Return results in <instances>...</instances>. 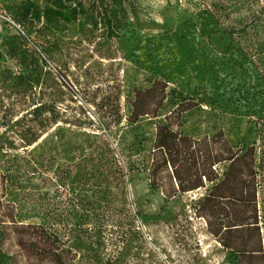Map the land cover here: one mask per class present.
I'll use <instances>...</instances> for the list:
<instances>
[{
    "label": "trees",
    "instance_id": "trees-1",
    "mask_svg": "<svg viewBox=\"0 0 264 264\" xmlns=\"http://www.w3.org/2000/svg\"><path fill=\"white\" fill-rule=\"evenodd\" d=\"M193 2L199 11L187 12L184 22L195 18L199 36L216 52L257 72L264 95V0L248 6L240 0ZM243 9L248 19L226 22ZM0 10L18 27L1 38L0 50L32 44L41 63V57L51 61L60 54L68 34L70 41L74 36L86 41L99 60L111 61L120 53L130 61L145 33L170 30L166 16L159 23L143 12L142 0H1ZM142 69L143 85L132 87L126 97L127 130L134 133L127 149L139 152L134 143L142 118L156 121L149 151L169 166L172 193L203 189L190 208L230 253L228 264H264V100L236 90L224 105L208 108L203 103L217 101L215 92L204 86L177 88L158 68ZM25 70L28 76L18 77L0 69V113L6 100L30 103L0 134V264H127L132 243L142 235L122 217L125 202L113 193L124 183L115 154L109 147L99 149L88 156L98 164L79 174L60 166L52 172L53 158L29 151L57 122L46 103L34 104L31 98L49 73L43 64ZM206 110L210 134L202 135L198 125L186 127L187 118ZM34 181L40 184L34 187ZM47 183L54 190L45 191ZM10 240L14 249L7 246Z\"/></svg>",
    "mask_w": 264,
    "mask_h": 264
},
{
    "label": "rangeland",
    "instance_id": "rangeland-1",
    "mask_svg": "<svg viewBox=\"0 0 264 264\" xmlns=\"http://www.w3.org/2000/svg\"><path fill=\"white\" fill-rule=\"evenodd\" d=\"M218 1L221 0H205L207 4ZM240 1L245 6L256 2ZM17 2L7 0L9 4ZM142 7L144 13L159 23L162 16H166L170 20V30L145 33L134 51V60H125L120 53L114 60H99L86 41L78 40L79 36L70 41L71 34H68L60 54H55L51 61L40 56L43 63L37 59L39 49L32 44L1 49L0 69H10L22 77L28 76L25 69L35 71L43 64L49 73L40 86L34 88L31 98L34 104L46 103L49 117L57 123L51 124L29 151L53 158L52 172L60 166L83 174L86 166L98 164L96 159L90 160L89 155L96 156L99 149L105 151L108 147L115 154L124 174V183L119 185L123 189L118 188L113 193L119 196L120 202H125L122 217L133 221L142 235L140 240L132 243L127 264H228L230 253L217 244L205 221L195 216L190 208L204 190L172 193L175 186L169 179V166L165 168L159 153L149 151L156 121L142 118L134 143L139 152L134 154L127 149L134 133L127 130L126 97L132 87L143 85L142 66L158 68L177 88L190 91L204 86L215 92L217 101L212 98L203 103L208 108L224 105L236 90L246 91L257 101L264 100V95L260 94L263 86L257 72L240 68L231 56L216 52L200 37L195 18H191L190 23L184 22L187 12L199 11L193 0H179L178 3L142 0ZM248 18V12L243 9L226 22ZM0 20L1 40L3 36L14 34L15 30ZM29 105L25 99L6 100L5 110L0 113V134ZM195 125L199 126L202 135L210 134L208 110L187 118L188 129ZM214 125L218 128L222 123L219 121ZM7 135L11 136V133ZM138 142L144 143V148ZM220 168L216 167L217 170ZM33 184L37 187L40 182ZM52 185L42 186L45 191H50L55 188ZM165 195L170 197L165 198ZM7 246L14 249L13 241H8Z\"/></svg>",
    "mask_w": 264,
    "mask_h": 264
},
{
    "label": "built area",
    "instance_id": "built-area-1",
    "mask_svg": "<svg viewBox=\"0 0 264 264\" xmlns=\"http://www.w3.org/2000/svg\"><path fill=\"white\" fill-rule=\"evenodd\" d=\"M1 2V0H0ZM0 19L4 20L7 24H9L11 27H14L15 29L18 30V27L11 21V19L3 12L0 10Z\"/></svg>",
    "mask_w": 264,
    "mask_h": 264
},
{
    "label": "crops",
    "instance_id": "crops-1",
    "mask_svg": "<svg viewBox=\"0 0 264 264\" xmlns=\"http://www.w3.org/2000/svg\"><path fill=\"white\" fill-rule=\"evenodd\" d=\"M2 33V22L0 20V34Z\"/></svg>",
    "mask_w": 264,
    "mask_h": 264
}]
</instances>
